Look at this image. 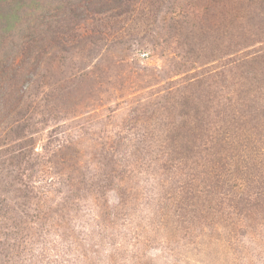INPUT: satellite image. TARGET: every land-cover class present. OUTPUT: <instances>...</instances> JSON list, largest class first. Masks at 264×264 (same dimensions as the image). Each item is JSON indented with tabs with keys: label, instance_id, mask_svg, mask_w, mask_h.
Listing matches in <instances>:
<instances>
[{
	"label": "rangeland",
	"instance_id": "obj_1",
	"mask_svg": "<svg viewBox=\"0 0 264 264\" xmlns=\"http://www.w3.org/2000/svg\"><path fill=\"white\" fill-rule=\"evenodd\" d=\"M45 1L0 2V264H264V0ZM186 96L233 153L168 166Z\"/></svg>",
	"mask_w": 264,
	"mask_h": 264
},
{
	"label": "trees",
	"instance_id": "obj_2",
	"mask_svg": "<svg viewBox=\"0 0 264 264\" xmlns=\"http://www.w3.org/2000/svg\"><path fill=\"white\" fill-rule=\"evenodd\" d=\"M12 1L13 0H9V4H11ZM43 1L44 0H17L15 6L17 8V11H20L19 9H22L23 6L26 8L35 7L33 9H37L39 6L43 7L44 5ZM49 1H54L55 3H57L56 7L57 9H59L61 6L66 8L64 1H68V0H48L45 2H49ZM0 2L6 3L8 2V0H0ZM8 10L9 11H6V14L5 12L3 13L5 15L1 14L0 12V16L3 18V20H1V27H0V41H2V38L4 36H6L7 31L13 26L17 18L15 17L16 11L12 7H10V5H9ZM246 61L244 63L242 62V64L240 65L241 68L245 66ZM249 63L252 64L253 62L249 61ZM188 98H190V96L185 97L184 101L182 102V106L184 108H187V106H192V110L194 111V113L191 116H189L188 112L185 110L184 115L186 116L183 117L185 118V120L178 129L179 130L190 129L191 130L190 132L196 136V139L190 140L188 143L186 142L188 144L187 148L181 147L179 151L173 150L176 156H171L173 152L172 150L170 151L171 157L167 156V158L169 157L167 159V162H169L168 166H170V168L174 165L175 163L174 161L177 160L176 158L178 156H181L180 158H178L179 160L185 158L184 156L185 152L187 154H189L190 152L194 154L196 153L198 154L201 152H205V153L208 152L210 156H214L215 154L214 152H217L219 149L222 153H228V152L233 153L236 150V145L234 144V142H231L228 139L230 138V136H228V130H227L228 126L230 125V127H232L236 123L237 127L241 130L243 129L242 126L247 127V124H243L237 119L236 117L237 111L234 113L228 112L233 108H237V102L235 105H231L230 103L227 105H224L223 108H220L219 110L220 113H218L217 112L218 110H217L216 112H214L213 119H210L208 116L209 113L207 111H203L201 108H199L197 103L194 102L193 98H190L191 99L190 101H188ZM253 99H254V102L250 101L245 106L246 108H250L249 110H245V112L250 117V119L253 118L251 120L252 125L254 129L257 131V134H258V131L261 130V133H260L261 135L262 133L264 134V101L261 102L257 100L256 96L254 95H253ZM208 101L210 100L206 99L202 103L205 106H207L206 104ZM242 103H243L242 105H244L243 101ZM224 108L226 110H223ZM232 113L233 115H231ZM216 119L220 123L217 124ZM260 190L261 191L256 190L254 192L255 195L257 196V199H261L264 197V189L262 188Z\"/></svg>",
	"mask_w": 264,
	"mask_h": 264
}]
</instances>
